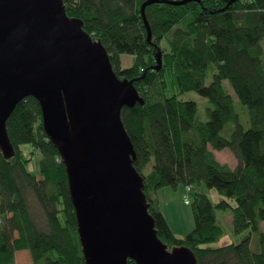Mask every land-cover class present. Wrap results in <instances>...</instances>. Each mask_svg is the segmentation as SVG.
<instances>
[{
  "label": "trees",
  "instance_id": "1",
  "mask_svg": "<svg viewBox=\"0 0 264 264\" xmlns=\"http://www.w3.org/2000/svg\"><path fill=\"white\" fill-rule=\"evenodd\" d=\"M146 1L65 0V6L105 46L117 76L138 79L145 104L123 108L122 120L157 234L168 247L190 248L198 264H264V0L154 3L144 15ZM159 53L163 64L155 70ZM122 55L134 58L130 67H121ZM188 92L206 99L204 112L182 99ZM7 130L15 153L10 159L0 153V264H15L21 250L31 264H86L66 169L35 98L17 105ZM21 145L40 153V176L29 170ZM211 149L230 150L236 167L220 165ZM181 185L191 190L194 220L184 237L173 232L158 197ZM29 194L48 228L35 221ZM226 212L237 240L216 247Z\"/></svg>",
  "mask_w": 264,
  "mask_h": 264
},
{
  "label": "water",
  "instance_id": "2",
  "mask_svg": "<svg viewBox=\"0 0 264 264\" xmlns=\"http://www.w3.org/2000/svg\"><path fill=\"white\" fill-rule=\"evenodd\" d=\"M186 1L148 0L181 5ZM68 16L65 0H0V153L13 157L7 121L28 97L65 166L86 264H198L168 248L149 212L123 108L144 99L138 79H120L102 42ZM162 54L151 68H162Z\"/></svg>",
  "mask_w": 264,
  "mask_h": 264
},
{
  "label": "rangeland",
  "instance_id": "3",
  "mask_svg": "<svg viewBox=\"0 0 264 264\" xmlns=\"http://www.w3.org/2000/svg\"><path fill=\"white\" fill-rule=\"evenodd\" d=\"M165 44L163 43V46ZM134 58L129 55H122L121 59V67L126 68L130 67L133 64ZM157 62H155L156 65ZM146 75V73H144ZM142 95V90L137 89ZM228 91L234 96L236 100V95L233 92L232 88L228 86ZM183 100H194L200 106L202 112H204L205 107L207 106L206 99L200 97L195 92H188L182 96ZM243 123L245 119H242ZM21 152L25 158H28V166L29 170H31L37 176H40L38 171V160L40 158V153L38 151H34L31 145H21L20 146ZM216 161L222 166H228L230 168H235L238 161L234 154L228 150H213L211 149ZM34 151V152H32ZM191 191L189 188H185V186L181 185L178 187L177 190H171L169 188H164L158 191V195L161 198V209L165 213V216L176 236L184 237L187 233H189L194 228V220L193 214L191 210V200L192 194H188L187 190ZM191 197V198H190ZM31 211L35 217V221L37 222L38 226L42 229L48 228L46 217L39 206L37 200L32 194L28 196ZM212 199L214 202H219L221 197L217 194H212ZM233 206L235 203L233 201H228ZM62 216L64 214L62 213ZM223 228L225 234L222 240L215 244L214 246H222L230 244L231 242H236V238L232 235V215L230 213L223 214ZM172 249L173 247H168ZM32 259L30 256L29 251L21 250L15 253V264H31Z\"/></svg>",
  "mask_w": 264,
  "mask_h": 264
},
{
  "label": "crops",
  "instance_id": "4",
  "mask_svg": "<svg viewBox=\"0 0 264 264\" xmlns=\"http://www.w3.org/2000/svg\"><path fill=\"white\" fill-rule=\"evenodd\" d=\"M158 197H159V200H160V205H161V198H160V196L158 195ZM163 212V211H162ZM163 214L165 215V213L163 212ZM166 217V216H165ZM167 219V218H166Z\"/></svg>",
  "mask_w": 264,
  "mask_h": 264
},
{
  "label": "built area",
  "instance_id": "5",
  "mask_svg": "<svg viewBox=\"0 0 264 264\" xmlns=\"http://www.w3.org/2000/svg\"><path fill=\"white\" fill-rule=\"evenodd\" d=\"M2 220H1V218H0V222H1Z\"/></svg>",
  "mask_w": 264,
  "mask_h": 264
}]
</instances>
